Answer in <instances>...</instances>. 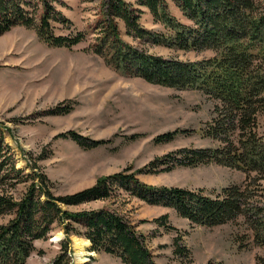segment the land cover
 Segmentation results:
<instances>
[{
  "label": "rangeland",
  "instance_id": "obj_1",
  "mask_svg": "<svg viewBox=\"0 0 264 264\" xmlns=\"http://www.w3.org/2000/svg\"><path fill=\"white\" fill-rule=\"evenodd\" d=\"M28 1L31 7H37L35 16L40 21L45 12L43 4L38 0ZM124 1L140 10L139 23L144 29L151 34L168 35L169 28L155 22L148 9L136 5L135 0ZM165 2L170 16L184 25H192L171 0ZM107 4L108 0L52 3L57 14L56 21H50L54 35L73 38L83 34L84 39L70 48L50 46L38 38L35 29L22 25H15L0 35L3 140L11 148L15 167L30 173L35 170L30 166L35 164L36 170L46 174L56 195L89 188L98 178L122 172L127 167L138 171L174 151L200 148L210 151L222 146L219 140L205 134L214 115L216 98L198 88L177 89L153 84L130 75L122 67H112L95 52L100 43L97 39L102 32V21L109 19ZM257 4L264 13V0H257ZM117 22L120 42L143 54L180 62L214 55L208 50L181 51L163 46V42L136 39L125 35L123 24ZM259 66L264 69V60ZM67 100L74 103L69 113H49L58 103ZM68 130L87 142L103 140L104 143L88 147L56 137ZM175 130L179 133L169 142L154 141L155 137ZM255 131L264 140V110L256 115ZM226 137L232 142L235 133L233 137L229 134ZM37 157L41 159L36 160ZM136 177L152 187L202 189L204 195L212 197L225 187L237 185L246 191L249 199L234 220L212 227L191 223L171 208L148 204L121 190L109 200L92 201L67 210L89 211L100 207L115 210L135 227L156 264H202L209 260L220 264H264V246L256 244L250 229L257 224L256 218H264V182H257L254 173L246 174L231 165L211 161L196 167L175 166L169 171L137 173ZM162 215H167L166 224L175 229L152 222ZM8 219L0 216V225ZM57 235L59 239H53ZM63 238V231L55 230L47 240L36 241V250L25 264H49L59 253ZM174 238L189 250V258L173 256ZM83 240L78 236L68 237L72 264H80V258H86L89 264H122L108 254L91 252L90 244L79 255L76 245L80 246Z\"/></svg>",
  "mask_w": 264,
  "mask_h": 264
},
{
  "label": "trees",
  "instance_id": "obj_2",
  "mask_svg": "<svg viewBox=\"0 0 264 264\" xmlns=\"http://www.w3.org/2000/svg\"><path fill=\"white\" fill-rule=\"evenodd\" d=\"M54 1L38 0L45 10L39 21L35 16L37 7H31L30 1L0 0V35L15 25H22L35 29L38 38L50 46L70 48L79 43L84 39L81 33L73 38L54 35L50 24L57 15L52 5ZM171 1L192 25H184L170 16L165 0H135L136 5L148 9L155 22L169 28L164 37L161 33L151 34L140 25L141 12L133 4L108 0L106 15L109 19L102 21V32L97 39L100 43L95 52L112 67H122L130 75L153 84L177 89L198 88L216 98L214 115L205 134L219 140L222 146L210 151L201 148L174 151L138 171L127 167L122 172L98 178L89 188L56 195L46 174L36 170L35 164L30 166L35 169L30 173L15 167L11 148L4 142L0 130V216L9 217L0 225V264H25L36 250L34 243L47 240L55 230H62L64 238L59 242V253L49 264H72L69 236L89 240L91 252L108 254L122 264H156L135 227L115 210L100 207L69 211L68 207L109 200L121 190L148 204L171 208L191 223L212 227L234 220L244 209L242 206L245 207L249 195L240 186L225 187L212 197L204 195L202 189L152 187L139 181L136 174L169 171L175 166L196 167L214 161L231 165L246 174L254 173L257 182H264V140L255 131L256 115L259 110H264V69L259 66L264 60V13L260 12L257 0ZM117 20L123 24L124 34L136 39L163 42V46L181 51L208 50L214 55L194 62H180L143 54L120 42ZM73 105L71 100L60 102L49 113L64 115L73 109ZM178 133L179 130H175L161 134L154 141L169 142ZM233 133L235 140L228 141L226 135L233 137ZM56 137L88 147L104 143L103 140L87 142L70 130ZM14 193H19L18 197ZM255 209L258 211L257 207ZM167 218L162 215L152 222L175 229L166 224ZM256 219L257 224H250V229L256 244L264 246V230L261 229L264 218ZM172 254L190 256L189 250L179 245L177 238H174ZM202 264L220 263L209 260Z\"/></svg>",
  "mask_w": 264,
  "mask_h": 264
},
{
  "label": "bare ground",
  "instance_id": "obj_3",
  "mask_svg": "<svg viewBox=\"0 0 264 264\" xmlns=\"http://www.w3.org/2000/svg\"><path fill=\"white\" fill-rule=\"evenodd\" d=\"M58 237H59V236L57 235V236H55L53 239L58 240V239H59ZM72 240H73V239H72ZM78 244H79V243H78ZM80 244H81V245L78 246V245H76V243H75V245H76V249H77V252H78L79 255H80L81 253H83L84 248H85L88 244H90V243H89L88 240L84 239V240L82 241V243H80ZM74 247H75V246H74ZM82 247H83V248H82ZM86 260H87L86 258H80V259H79V262H80V264H83Z\"/></svg>",
  "mask_w": 264,
  "mask_h": 264
}]
</instances>
